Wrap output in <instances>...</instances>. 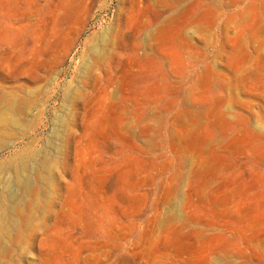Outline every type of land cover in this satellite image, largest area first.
<instances>
[{"label": "rangeland", "instance_id": "374dc122", "mask_svg": "<svg viewBox=\"0 0 264 264\" xmlns=\"http://www.w3.org/2000/svg\"><path fill=\"white\" fill-rule=\"evenodd\" d=\"M0 264H264V0H0Z\"/></svg>", "mask_w": 264, "mask_h": 264}]
</instances>
